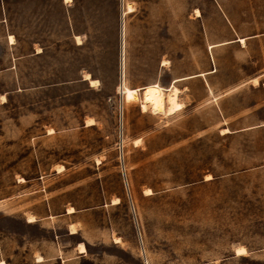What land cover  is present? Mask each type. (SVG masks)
<instances>
[{"label":"rangeland","instance_id":"1","mask_svg":"<svg viewBox=\"0 0 264 264\" xmlns=\"http://www.w3.org/2000/svg\"><path fill=\"white\" fill-rule=\"evenodd\" d=\"M0 264H264V0H0Z\"/></svg>","mask_w":264,"mask_h":264},{"label":"bare ground","instance_id":"2","mask_svg":"<svg viewBox=\"0 0 264 264\" xmlns=\"http://www.w3.org/2000/svg\"><path fill=\"white\" fill-rule=\"evenodd\" d=\"M129 4V3H128ZM11 40L14 38L12 37V35L10 36ZM242 41H244V39L242 38ZM123 69V68H122ZM95 80H91V82H94ZM145 90V95H146V102H151V103H155L156 101H160L163 99V97L165 96L164 93V87L158 83H153L150 85H147L144 87ZM123 92L125 94H127L126 96L129 99H136L137 98V90L136 89H131L128 87H124ZM122 92V93H123ZM178 88L175 86V84H173V88L171 93L168 96V102H169V111L174 112L177 111L181 108H183V103L179 100L178 98ZM145 106V104H144ZM146 107V106H145ZM33 218L30 217L29 220H32ZM81 246V245H80ZM236 252L238 254H243L246 252V249L244 247H237Z\"/></svg>","mask_w":264,"mask_h":264}]
</instances>
